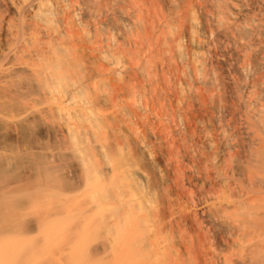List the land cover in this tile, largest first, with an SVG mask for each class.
I'll return each mask as SVG.
<instances>
[{
    "label": "rangeland",
    "instance_id": "rangeland-1",
    "mask_svg": "<svg viewBox=\"0 0 264 264\" xmlns=\"http://www.w3.org/2000/svg\"><path fill=\"white\" fill-rule=\"evenodd\" d=\"M16 6L0 0L4 48H25L33 64L61 69L64 89L75 85L85 106L81 112H93L86 137L99 182L75 205L96 206L100 220L76 226L69 214L49 240L48 264H136L140 258L130 259L129 249L147 264H258L264 0H19ZM38 9L48 22L35 17ZM231 201L241 203V220L255 225L239 247L212 209ZM127 213L141 214L131 239L117 221Z\"/></svg>",
    "mask_w": 264,
    "mask_h": 264
},
{
    "label": "bare ground",
    "instance_id": "bare-ground-1",
    "mask_svg": "<svg viewBox=\"0 0 264 264\" xmlns=\"http://www.w3.org/2000/svg\"><path fill=\"white\" fill-rule=\"evenodd\" d=\"M6 1L17 10L19 0ZM35 17L42 24L50 20L40 9ZM7 37L8 32L0 28V264H48L49 240L71 220L69 214L76 226L92 227L100 220L96 206L75 205L77 197L97 190L99 182V164L86 137L93 112H81L79 106H85L74 94L75 85L64 89L61 69L51 63L33 64L29 61L32 54H26L25 48H4ZM20 73L30 78L20 77ZM33 86L35 90L30 89ZM29 133L35 135L34 140ZM231 202L212 204V209L229 224L239 247L255 225L241 220L240 202ZM140 215L118 216L117 221L126 228L125 239L134 237ZM240 253L245 259H255L251 252L247 256ZM129 258L147 264L145 255H133L130 249ZM258 264H264V257Z\"/></svg>",
    "mask_w": 264,
    "mask_h": 264
}]
</instances>
